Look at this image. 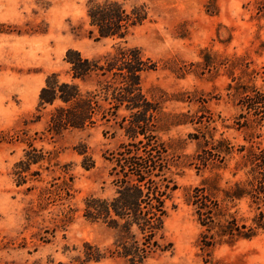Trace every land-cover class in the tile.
Instances as JSON below:
<instances>
[{"label": "rangeland", "instance_id": "obj_1", "mask_svg": "<svg viewBox=\"0 0 264 264\" xmlns=\"http://www.w3.org/2000/svg\"><path fill=\"white\" fill-rule=\"evenodd\" d=\"M85 0H0V264H79L74 257L84 242L113 249L115 230L101 222L85 220L82 200L89 194L108 196L113 186L108 176V152L126 140L113 123H97L60 134L47 131V109H39L38 93L45 77L59 73L66 79V49L96 56L120 39L88 34ZM264 0H124L127 7L144 3L148 19L130 29L123 39L157 61V68L143 73L142 88L148 97L162 92L168 98L183 93L205 98L215 113L230 118L235 113L226 95L230 81L220 70L202 74L184 71L201 60L200 50L230 55L248 52L257 65L264 55L253 52L264 39ZM258 30L259 39L256 38ZM199 103L166 100L164 111H195ZM228 120V121H229ZM219 131L221 127L218 125ZM191 125L159 132L161 140L174 139L176 161L173 178L177 188L167 201L164 221L168 251L154 254L144 264H264V233L233 244L202 249L201 230L186 198L201 177L187 164L195 143L187 137ZM255 140L264 144V120L254 128ZM244 131L229 128L225 135L242 143ZM28 142L49 153V160L32 164L27 179L17 185L13 165L23 158ZM84 152V153H82ZM94 161L88 169L84 157ZM38 173L30 174V172ZM40 172V173H39ZM228 171H224V177ZM62 179L71 184L70 195L39 208V191ZM62 202V203H60ZM73 209L71 221L60 227L61 212ZM82 264H126L118 257Z\"/></svg>", "mask_w": 264, "mask_h": 264}, {"label": "trees", "instance_id": "obj_2", "mask_svg": "<svg viewBox=\"0 0 264 264\" xmlns=\"http://www.w3.org/2000/svg\"><path fill=\"white\" fill-rule=\"evenodd\" d=\"M84 13L88 34L120 40L96 56L66 49L63 60L67 78L60 79L57 72L48 74L37 106L48 108L46 128L52 134L101 122L113 123L126 140L106 157L111 163L108 176L112 193L89 194L81 207L85 220L115 230L113 249L84 242L74 260L82 264L118 256L126 264H144L154 254L170 250L171 242L164 238V221L167 201L177 188L173 168L178 166V155L173 143L178 140L166 142L158 133L181 125L193 127L187 137L194 141L195 150L185 157L201 180L191 187L186 202L201 227V248L250 240L264 233V144L254 139V128L264 120V60L257 65L248 52L224 55L203 48L201 60L184 68L195 74L223 70L230 79L226 95L235 108L229 120L209 109L205 98L196 100L183 93L168 98L162 92L150 98L144 92L142 75L155 70L157 61L144 55L140 47L123 41L131 28L148 19L144 3L127 7L124 0H85ZM253 52L264 55V39L258 40ZM166 100L197 101L199 106L195 111H164L162 103ZM229 128L244 131V142L233 144L225 135ZM49 159L48 152L28 142L23 158L13 165L16 184L26 181L32 164L40 167ZM93 165L94 161L85 156L82 166L88 169ZM224 171H228L227 177ZM34 173L38 172H30ZM70 189L66 179L41 188L39 208L67 198ZM72 214L70 207L63 210L58 225H67Z\"/></svg>", "mask_w": 264, "mask_h": 264}]
</instances>
